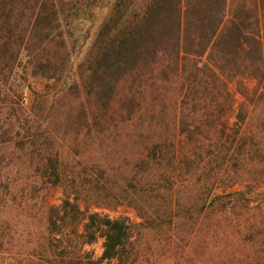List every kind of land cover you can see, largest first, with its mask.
<instances>
[{"label":"trees","instance_id":"obj_1","mask_svg":"<svg viewBox=\"0 0 264 264\" xmlns=\"http://www.w3.org/2000/svg\"><path fill=\"white\" fill-rule=\"evenodd\" d=\"M87 1L0 0V203L62 193L58 205L40 199L33 253L264 264V226L241 217L256 210L264 223V212L233 190L264 182V0H116L69 85L27 108L13 84L21 57L31 75L62 79ZM248 80L260 91L249 95ZM119 205L140 219L137 238L125 219L90 211ZM97 239L94 259L82 248Z\"/></svg>","mask_w":264,"mask_h":264},{"label":"rangeland","instance_id":"obj_2","mask_svg":"<svg viewBox=\"0 0 264 264\" xmlns=\"http://www.w3.org/2000/svg\"><path fill=\"white\" fill-rule=\"evenodd\" d=\"M115 1L116 0H89L87 1L89 4L87 7H83L77 11V15L72 22L73 34L70 42L72 56L68 63L65 76L59 81L46 80L39 76L31 75L30 69L25 64V57H21V66L16 71L13 84L22 94L24 105L27 108L40 104L41 100L46 101L47 104L50 101H55L60 95V91L69 85L96 31L111 11ZM127 1L131 3L130 5L132 8H139L144 0ZM246 85L249 95H251L253 90L257 89V91H260L261 89L256 80H248ZM231 90H234L233 85L231 86ZM234 99L235 107H237L238 103L245 100L244 97L237 93H235ZM259 109H264V105ZM235 112L234 110L233 114L229 117V125L235 121L233 117ZM11 168V173L15 174V167ZM235 189L250 192L247 194V197L251 199L250 207H257L261 212H264V182L249 188L240 186L233 187V190ZM45 193L46 205H58L60 203L62 193L61 188L58 186L51 187L47 191L46 187H44L34 195L33 200L28 202V204L23 202L20 207L17 206V199L14 202L6 200L4 203H0V240L3 242V246L0 249V264H53L47 254H42L41 252L33 253V251H35L33 247L36 245L35 238L42 229V227L40 228L38 218H40L44 212L45 204L40 205V199ZM216 193L220 194L221 191H216ZM6 199H8V196ZM81 208H83V205H81ZM90 211H98L110 218L125 219L130 230L136 235L134 237L137 238V225L140 223V219L131 208L119 205L109 209L92 207ZM241 215L242 218L254 217V219L260 223L261 228H263V219L258 216L256 210L249 212L242 211ZM139 238L140 240H138V242L142 243V246H144V241L147 240L146 236ZM101 244L102 239H97V241L91 245H84L82 250L89 252L91 256L96 259L101 255Z\"/></svg>","mask_w":264,"mask_h":264}]
</instances>
